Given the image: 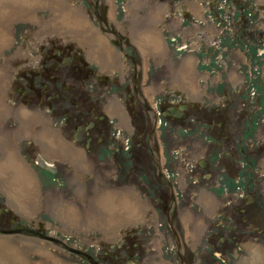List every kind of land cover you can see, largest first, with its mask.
<instances>
[{"label": "rangeland", "instance_id": "1", "mask_svg": "<svg viewBox=\"0 0 264 264\" xmlns=\"http://www.w3.org/2000/svg\"><path fill=\"white\" fill-rule=\"evenodd\" d=\"M62 1L89 27L61 20L43 0L28 16L4 23L9 39L0 47V159L6 146L16 151L35 190L29 193L17 170L10 183L17 193L10 196L0 179V202L21 222L45 221V233L67 248L27 233L0 238L19 247L28 264H94L69 248L101 264H263L257 254L264 252V217L251 228L239 223V208L252 191L239 196L241 185L224 161L226 152L246 155L243 162L239 154L231 158L243 164L239 181L247 186L253 172L258 180L250 189L256 186L264 198V0ZM74 64L84 65L74 73ZM56 92L58 100L46 99ZM180 104L182 117L161 115ZM24 110L35 119L26 121ZM99 113L105 114L100 126L106 125L95 132L102 148L95 135L86 146L84 137L73 136L76 125ZM44 131L66 143L67 155L45 145ZM36 153L57 173L40 167ZM121 191L140 202V214L110 223L121 205L111 194ZM15 198L31 205L20 211ZM32 245L52 249L54 257L33 252Z\"/></svg>", "mask_w": 264, "mask_h": 264}, {"label": "bare ground", "instance_id": "2", "mask_svg": "<svg viewBox=\"0 0 264 264\" xmlns=\"http://www.w3.org/2000/svg\"><path fill=\"white\" fill-rule=\"evenodd\" d=\"M35 2L39 3V2H41V0H37V1L36 0H0V47L5 45L7 43V41H8V39H9V35L7 34V32H6L5 28H4V23H7L6 21L10 20L11 18H15V17H19V16L20 17L28 16L29 15L28 12L30 10V7ZM43 2L46 3L45 5L48 4V5L53 6V8H55V11H56V16H59L61 20H62L63 16L73 18L75 23L73 22L72 26H77L78 28L80 27L81 30H85L87 27H89V22L87 21V19L85 17H83V15L73 13L72 10H70V9H68L66 7V4L62 0H43ZM89 35H90L89 32L84 31L82 36L85 37V36H89ZM150 38H151V40L154 39V41H158V39H156L153 36H151ZM99 39H100V37H99ZM4 78L5 77H4V74H3V71H2V67L0 66V83L5 81ZM3 106H4V104L2 103V101H0V115L4 112V107ZM184 109L185 108L177 107L176 108V112L177 113L183 112L182 110H184ZM111 110L116 111V108L112 107ZM117 110H118V108H117ZM166 111H171L172 112V110L170 108H168ZM23 113H24V117L26 118V121L28 120V122H29V121H33L35 119L34 115H31V113H28L27 111L23 112ZM165 115H170V116H174V117H182L184 115V112L180 116H175L173 114H165ZM165 115H163V116H165ZM45 133H46V131L43 132V136L46 139V143L45 144L49 145L51 147H56L57 148L58 147V142L54 138H51V136L50 137L47 136V134H45ZM55 141H56V144H54ZM58 151H60V152H62L64 154L67 153V150H63V148H61V147H60V149ZM15 152L10 147H7L4 150V154L5 155H4L3 159H2V161L0 160V178L2 180L3 186L6 189V191L9 193V195L13 196L15 191L13 192L14 189L12 190V188H11V186H12L10 184L12 182V178L11 177L14 176V174H15L14 172H16L17 170H20L24 174L23 178L25 177L24 182H25L26 189L29 191V193H33L34 190H35V188H34V176H33L32 172L29 170L28 166L24 164V161L20 157V155L15 153ZM73 156H74V154H73ZM77 160H78V164L80 166L87 167L88 163L86 162V160L83 157L82 158H79V157L77 158L76 157V161ZM41 167H43V166H41ZM43 168L47 169L45 167H43ZM47 170H50V169H47ZM17 181H19V179ZM13 183H15V182H13ZM26 189H24V190H26ZM112 193H114V194H111V196L113 198H118V200L120 201L121 205H120V210H118V212L116 213L117 215L113 214V215H116V216H110L111 214L109 215V217H110V221L109 222L113 223V220H116L118 218H119L118 220H124V221H129V220L131 221L133 219H137L139 214H140V209H141L142 205L140 204L139 201H137L135 196L133 194H129V193L124 192V191L112 192ZM17 196H19V195H17ZM13 198H14V196H13ZM15 200H16V198H15ZM203 200H204L205 203L209 202V197H206L204 195ZM16 201H17L16 204L20 208H24L25 207L24 203H21V202H23L22 200H18L17 199ZM210 203H211V201H210ZM63 213H64V211H61V215ZM77 216H78V214H77ZM94 221H97L96 217L90 219V222H94ZM107 227H110V226H107ZM8 241L9 240H7V239H3L2 240L0 238V251L7 250L10 253L9 254V258H11L12 260L10 262H7V261L3 260L4 257H0V264H28V260L26 259V256L21 251H19L15 247V245H12ZM32 246L38 252H44V250L41 247H37L35 245H32ZM258 257H259V259L263 260V264H264V252L260 256L257 254V258ZM94 264H98V263H94Z\"/></svg>", "mask_w": 264, "mask_h": 264}, {"label": "flooded vegetation", "instance_id": "3", "mask_svg": "<svg viewBox=\"0 0 264 264\" xmlns=\"http://www.w3.org/2000/svg\"><path fill=\"white\" fill-rule=\"evenodd\" d=\"M56 54L58 56H60L61 49H57ZM80 54H82V53H80ZM62 57H61V60L64 63L70 62L69 55L63 57V59H62ZM81 57H83V56H80L79 60L80 61H84V60H81ZM83 65L84 64H81V65L78 66L77 64H74L73 72L74 73L80 72L82 67H83ZM89 70L92 71L94 74L96 73V68L93 67L92 65H90ZM50 76H51V78H53L54 75L51 74ZM46 82H44L42 84V86L47 89L48 83H46ZM32 83L34 84V82L31 81V85L28 87V88H30L29 91H31L32 87L34 86ZM57 84H58V81L55 78H53V85L54 86H58ZM28 88H25L23 90L22 94H26L28 92ZM59 95H60V93L56 92V93H54L52 95H47L46 99L49 100L52 97L55 100H58L59 99L58 98ZM128 96H129V94H128ZM28 97H29V95H28ZM134 101H136V100H134ZM177 107H179V105H177ZM130 109H131L132 112H134V108L133 107L130 106ZM167 109H168V107H166L165 110H162L161 111V115H163L162 112L166 111ZM64 113H65L64 117H66V116L69 117L71 115V112H64ZM155 113L157 114V112H155ZM133 114H138V113L134 112ZM104 116H105V114H103V113L94 114V120H88L86 122H80L79 124H77L76 125V129L77 130L73 134L74 138L82 139L84 137L85 138V144H86V146H88L89 143L91 142L93 136L95 135V132H101V131H104L106 129V125L100 126V124H99L100 123L99 120L104 119ZM166 116H170V115H165L164 117H166ZM75 118H76V116L73 117V119H75ZM176 118H180V117H176ZM139 127H140V125H139ZM81 130L83 131V134L81 133L82 132ZM96 140H97V142H99V146H101V142H102L101 141L102 140L101 135L97 134ZM131 145H132V147H136V146H133V144H131ZM126 147H129V146L126 145ZM101 148H102V146H101ZM150 148H152V147H149V150H150ZM237 148H239V149H237ZM242 149H243V145H242V142H240L239 144L236 145V150L237 151L238 150L241 151ZM116 151H117V148H116ZM226 153H227L226 154L227 157H230V158H227L224 161V163L225 162L227 163V164H224V166H225L224 169L225 168L227 169V170L225 169L226 172L227 173L229 172V175L234 179L235 184H237V185L240 184L241 185L240 190H239L240 191L239 192V196L242 197L245 194V192L252 191V194H248V195L245 196V198H244V201H245L244 206L239 208V210H240L239 223L240 222L242 224L243 223H248V226L251 228L253 224H257L256 220L258 221V216L261 215L262 217H264V198L258 197V194L254 192V189L256 188V186H253L254 189H250V186L256 185L258 177L256 179V177L253 175V172H251V176L249 178L250 181L247 183V186L242 187V183L239 181V173H241V170L239 168H240L241 165H243L242 164L243 160H247V156L245 155V158H243L241 156L242 153H238V152H236V154H233L231 152H226ZM238 154H239L240 160L242 162L238 161L239 160L238 158H236L235 160L232 161L231 158L234 155L238 156ZM40 157H42V156H40L39 153H36V155L33 158V160H35V162H37L38 165H39L38 160H39ZM42 158L45 161H47L49 164L54 166V169H55L54 172L57 173V166L52 161H49L47 158H44V157H42ZM230 162L234 163V165L233 166H229V168H228L227 166H228V164ZM45 170H47V169H45ZM230 170H232V171H230ZM47 171H49V170H47ZM255 174L256 175L258 174L257 171H256ZM154 185L155 184L151 183V187H153ZM157 189H158V186H157ZM161 205H163L162 202H161ZM13 206L16 207L20 211L24 212V210H25L24 208H20L17 204H13ZM230 210H227V211H230ZM227 215H229V214H227ZM252 215H253V219L251 218ZM27 220L29 221V224H28V222L27 223L21 222L19 220V216L14 212V209L10 205H8L7 203L0 202V235H12V234H19V233H27V234H30L32 236H36L38 238H42L43 240H46V241H54L56 244L61 245L62 248L64 247L63 248L64 250L67 248V245L64 243V241H62V240H60V239H58V238H56L54 236H51L48 233H45L46 232L45 228H44L45 227V221H42L41 225L38 222L37 226H34L33 225L34 223L31 222L32 220H29L28 218H27ZM235 220L238 221L237 218ZM229 227L232 230L234 225H230L229 224ZM262 230H263V228L261 229V231ZM234 237H236V234H233L232 236H229V239H232ZM38 247H41V246L38 245ZM42 249L44 250V252H38L35 248H33L32 251L33 252H37V253L47 254V255H49L51 257H54L53 254L51 253L52 249H49L50 251L49 250L47 251L46 248L45 249L42 248ZM69 250H70L71 253H75L76 255L80 254L81 256H84L86 259L89 260V262L101 264L98 261H96V259L93 256H91L89 253H87V252H83V251L75 249V248H72V249L69 248ZM133 260H135V259H132V260L129 259V261L131 263H128V264H139L138 262H135V261L133 262Z\"/></svg>", "mask_w": 264, "mask_h": 264}, {"label": "crops", "instance_id": "4", "mask_svg": "<svg viewBox=\"0 0 264 264\" xmlns=\"http://www.w3.org/2000/svg\"><path fill=\"white\" fill-rule=\"evenodd\" d=\"M99 62H101V61H99ZM101 63H103V62H101ZM25 112L27 111V110H24ZM28 112V111H27ZM33 114V113H32ZM31 114V115H32ZM34 115V114H33ZM36 115V114H35ZM46 131H48L49 133H51L49 130H46ZM49 133H45V134H48V135H50ZM47 135V136H48ZM55 139V138H54ZM56 140V139H55ZM58 140H60L61 142L59 143L58 141V147H59V149H60V147L61 148H65L66 147V143L61 139V138H59L58 137ZM60 144V145H59ZM46 145V144H45ZM46 146H49V145H46ZM8 146H6V148H7ZM49 147H51V146H49ZM6 148H4V150L6 149ZM58 149V150H59ZM66 150V149H65ZM3 159V158H2ZM2 159H0L1 161H2ZM1 179V178H0ZM1 182H2V180H1ZM2 188H3V183H2ZM5 189V188H4ZM6 190V189H5ZM24 205H25V207H24V209H26L27 207H29L30 205H31V203H24ZM29 205V206H28ZM2 240H3V238H1ZM9 242V241H8ZM11 243V242H10ZM12 244V243H11ZM13 245V244H12ZM16 246V245H15ZM17 248H19V247H17ZM9 252L7 251V250H5V251H0V257H4L3 259L5 260V261H7V262H9L8 260H12L11 258H9ZM24 254V253H23Z\"/></svg>", "mask_w": 264, "mask_h": 264}, {"label": "water", "instance_id": "5", "mask_svg": "<svg viewBox=\"0 0 264 264\" xmlns=\"http://www.w3.org/2000/svg\"><path fill=\"white\" fill-rule=\"evenodd\" d=\"M168 108H170V109L172 110V112H171V111H163V112H162L163 115H165V114H173V115H175V116H180V115L183 114V112L177 113V112H176V108H175L174 106H169ZM179 108H185V104H180V105H179ZM174 110H175V111H174ZM38 163H39L41 166H43V167H45V168H47V169L55 170V169H54V166H52L51 164H49V163H48L47 161H45L42 157L39 158Z\"/></svg>", "mask_w": 264, "mask_h": 264}]
</instances>
